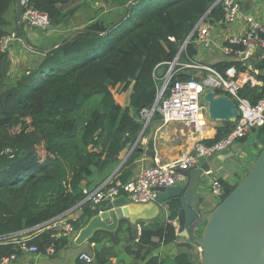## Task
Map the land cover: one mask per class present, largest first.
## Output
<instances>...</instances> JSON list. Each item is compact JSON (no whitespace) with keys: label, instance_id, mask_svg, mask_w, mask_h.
Here are the masks:
<instances>
[{"label":"trees","instance_id":"trees-1","mask_svg":"<svg viewBox=\"0 0 264 264\" xmlns=\"http://www.w3.org/2000/svg\"><path fill=\"white\" fill-rule=\"evenodd\" d=\"M80 1L30 0L60 27L77 12ZM215 2L133 0L120 14V8L127 6L119 2L116 16L101 14L67 37L65 43L59 42L48 51L38 48L40 59L10 83L9 52L0 47V236L34 228L81 208L73 222L78 230L97 213L89 201L81 203L86 198L85 187L113 174L122 182L135 175L141 153L135 150L122 163V142L126 137L127 143L136 142L144 127L143 110L153 107L169 62L199 20L209 12L206 22L215 25L222 21L223 8ZM20 13L17 0H0V45L15 29ZM196 35L181 54L183 61L198 53ZM233 63L244 69L238 61L212 66L225 73ZM194 72L177 70L171 81L191 80ZM263 91L247 85L240 94L256 102ZM154 115L160 116L158 111ZM224 123L211 142L234 125ZM255 140L264 145V124L255 130ZM223 185L227 195L236 184ZM155 221L144 223L138 242L133 243V233L127 238L125 249L135 260L145 259L159 242L177 239L171 222ZM123 225L124 221L116 231L97 230L90 238L89 243L105 239L113 243L96 248L94 264H113L111 258L117 254L114 245L122 240ZM55 231L44 230L31 242L41 251L50 245L57 251L69 238L52 236ZM155 237L160 241L155 242ZM19 253L14 244L0 245V258ZM146 264L192 263L186 254H178L166 260L151 256Z\"/></svg>","mask_w":264,"mask_h":264},{"label":"built area","instance_id":"built-area-1","mask_svg":"<svg viewBox=\"0 0 264 264\" xmlns=\"http://www.w3.org/2000/svg\"><path fill=\"white\" fill-rule=\"evenodd\" d=\"M216 3V5H221L224 11V17L219 23L224 24L227 29L238 19H244V33H231L222 45V51L230 57L237 58L244 69L240 70L235 66L228 68L225 73H221L212 65L196 62L194 59L188 61L181 59V54L196 32L195 44H198L199 41L209 40L211 37L212 29L217 24L206 22L205 17L196 26V30L189 41L187 43L185 41L175 59L169 62L170 67L158 90L157 97H159L156 98V105H153L151 109L143 110L142 113L144 119L148 121L158 111L164 125L179 122L191 128L194 139L192 150L182 152L170 162L164 163L156 160L155 166L144 168L126 182L117 179L113 174L97 186L85 187L83 192L86 198L82 200V204L89 201L91 207L96 210L104 200L112 201L119 196H125L131 204H146L155 201L157 191L154 188L170 187L184 181L186 175L180 171L181 169L196 167L200 156L207 159L216 153L230 150L241 140L252 134L255 135V130L264 124V91L256 102L240 94L241 89L247 85L264 88V78L259 75V65L264 57V20L259 19L254 14L246 13L240 0H216ZM17 6L21 12L18 19L19 24H29L44 32H55L50 15L35 8L30 0H17ZM18 39L20 38L16 32L4 36L1 40V50L8 51L12 42ZM25 46L28 48L26 44ZM260 49L263 50L261 54L257 53V50ZM184 69L195 70L194 76L199 77L198 80L194 77L191 80L177 81L173 84L171 80L176 71ZM209 89L220 90L222 94L230 96L236 103L240 115L233 122V127L220 139L206 143L202 137V119L207 115V104L203 101V95ZM262 145L260 144L257 155L261 151ZM211 191L214 196L223 199L226 195V189L221 179L217 178L212 181ZM73 211L69 210L34 228L0 236V245L14 244L21 251L42 253L43 251L39 249L38 245L31 241L44 230H56L52 236L57 238L63 236L74 238L76 229L73 222L78 217L71 215ZM169 222L175 228L177 227L176 219H171ZM138 226L139 234H141V226ZM37 230L40 231L34 233ZM154 241L159 242L160 240L155 237ZM54 251V245H50L44 250L49 254L54 253ZM198 251L199 254H202L203 248L199 246ZM15 257L16 254H12L0 259L5 263L14 260ZM78 257L88 264L94 261V256L85 251L80 252Z\"/></svg>","mask_w":264,"mask_h":264},{"label":"water","instance_id":"water-1","mask_svg":"<svg viewBox=\"0 0 264 264\" xmlns=\"http://www.w3.org/2000/svg\"><path fill=\"white\" fill-rule=\"evenodd\" d=\"M216 4L215 2L214 5ZM128 6L120 8V13H124ZM196 26L186 43L195 32ZM68 40L65 38L62 43ZM257 53L261 54L263 50H257ZM259 75L264 78V57ZM203 101L207 104V115L213 121L235 122L240 115L230 96L217 93L213 89L204 93ZM156 103L157 100L154 105ZM150 119L144 125L128 157L138 150L156 158L154 139L163 120L156 117L150 122ZM149 124L153 129L148 148L145 149L139 143ZM128 139L126 137L123 140V146ZM204 161L205 158L200 156L196 167L181 170L188 177L185 184L154 188L157 197L150 203L131 204L125 196H119L112 201L104 200L86 225L75 231L74 243L78 246L87 244L97 230L116 231L122 221L131 227L135 237H139L138 225L141 223L170 219L174 215L173 219L177 220V235L203 248L199 256L190 248L179 249L178 253L186 254L190 263L264 264V145L244 176L207 214L202 211L204 199L198 192L204 174L211 169L210 164Z\"/></svg>","mask_w":264,"mask_h":264},{"label":"crops","instance_id":"crops-1","mask_svg":"<svg viewBox=\"0 0 264 264\" xmlns=\"http://www.w3.org/2000/svg\"><path fill=\"white\" fill-rule=\"evenodd\" d=\"M242 2L244 11L249 14H254L259 19L264 20V0H240ZM18 8V6H17ZM17 21V20H16ZM23 24L19 26H15V29L12 32H16L20 39L12 42L9 52V61L11 70L13 58L15 60L20 58L21 56L28 60L32 55L29 54V49L26 48L24 43L28 45H33L31 43L30 37L32 39H36V36L33 37L30 34V25ZM32 27V26H31ZM19 29V30H18ZM67 30H64L66 33ZM54 32H43L42 36L51 35ZM231 33L243 34L244 33V19H238L236 23L231 25L228 29L222 24L218 23L215 27H213L211 32V37L209 40L199 41L197 44L198 53L194 56V60L196 62L205 63L207 65H212L217 62H237V58L230 57L226 55L222 51V45L226 42V38ZM30 34V37L27 39V35ZM64 35V34H63ZM25 41V42H24ZM24 42V43H23ZM59 43H56L54 47H56ZM35 46V45H33ZM38 52V48L35 47ZM52 48V47H51ZM50 49V48H49ZM239 62V61H238ZM29 65L27 63H22L19 70L15 73L20 75ZM235 63H233L229 68L235 67ZM238 67V66H236ZM10 71V70H9ZM19 72V73H18ZM159 118V115H154L151 117L150 122L154 118ZM144 118V117H143ZM144 125L147 120L144 119ZM225 127L224 122L213 121L208 115L204 116L202 119V130H203V140L204 142L211 143L219 128ZM153 127L151 124L148 125L146 131L142 137L139 146L147 149L148 144L151 140ZM137 141V140H136ZM136 143V142H135ZM127 143L124 149L121 151L120 158L122 162L128 158L129 152L132 146L135 144ZM193 132L192 129L186 126L183 123L174 122L170 124H162L160 128L157 129L156 136L154 139V146L157 153L156 159L147 155L146 152H140L141 155L137 158L138 166L135 169V175L139 174L144 168L154 166L156 164V160L159 162H170L177 158L182 152L186 150H192L193 148ZM259 144V145H258ZM256 145L255 135L247 137L244 140L238 142L235 146H233L230 150L219 152L214 154L213 156L205 159L204 162L209 163L211 169L206 172L198 186V192L204 199V203L201 205L203 213L207 214L209 208L211 206H217L218 201L220 200L218 197L214 196L211 191V183L214 179H221L222 182L229 183L230 185H235L239 181V179L244 176L247 172L249 165L252 161L255 160L257 152L260 147V143ZM183 170V169H181ZM180 170V171H181ZM116 170H114L115 172ZM184 173V172H183ZM185 174V173H184ZM134 175V176H135ZM100 181V180H99ZM188 181V177L186 176L185 180L179 182L178 184H185ZM91 186V185H90ZM81 214V208H77L74 210L71 215L74 217H79ZM167 221H170L169 218L157 219L155 223L165 224ZM154 222V221H153ZM144 223H141V229L144 226ZM118 230V229H117ZM121 238L119 244L114 245V249L116 251V255L111 258L113 264H146L147 260L151 256H158L160 259H173L179 253L180 248H190L197 256H199V246L190 242L183 237H179L177 235V239L174 242L170 243H159L157 248H155L145 259L135 260L134 256L129 254L125 249V245L127 244V238L130 237V233H132V229L129 225H123ZM133 235V234H132ZM140 236V234H139ZM64 237V236H63ZM66 237V236H65ZM135 237V236H134ZM69 238L66 245L59 250H55L54 253L49 254L46 252H28V251H20L19 254H16L14 260H9L8 262H2L0 259V264H88L83 260H80L78 255L80 252L85 251L92 256H94V261L90 264H94L95 262V250L96 248L102 247L103 245L112 246L113 243L105 239L101 243H87L83 246H78L74 243V238ZM139 237H135V242H138ZM146 249L143 250V253Z\"/></svg>","mask_w":264,"mask_h":264},{"label":"rangeland","instance_id":"rangeland-1","mask_svg":"<svg viewBox=\"0 0 264 264\" xmlns=\"http://www.w3.org/2000/svg\"><path fill=\"white\" fill-rule=\"evenodd\" d=\"M132 1L133 0H110V1L81 0L80 6H79L77 12L73 15L68 16V18H66V20L64 21L65 22L64 25H62L61 27L60 26H54L55 32L53 34H51L50 36L49 35L42 36L41 33H43L44 31L28 25L30 27V30H29L30 34L33 37L36 36V39H32L30 37V34L26 36L27 39H28V37H30L29 39L31 40V43L33 45H35V46H33V45H30V44L28 45L27 43H25L27 45V47L29 48V51H28L29 54L32 56L29 57L28 60H25L22 56L20 58H18L17 60H16V58H15V60H14V58L12 59L13 60L12 68H13L14 72H12L11 66H10V71L7 74L8 82L9 83L13 82L17 78H19V76L15 73L19 70L22 63H24V64L27 63L29 65L27 68H29L30 66H33L36 64L37 59H40V55L37 52V50H33L32 48L37 47L39 49H45L46 51H48L49 49H47V48L51 49V47H53L56 43H59V42L61 44L62 41L64 40V38L70 37L71 34H74L78 29H82L91 21H95L97 19V17H100L101 14L105 15L108 13V15L110 14L111 16H116L118 13V6L120 3L125 4L127 6ZM119 14H120V12H119ZM64 30H67V32L64 33ZM256 63H258L257 60H256ZM262 147H263V145H262ZM253 162L254 161H252V163ZM251 164L249 165L248 169L250 168ZM248 169H247V171H248ZM97 182H99V181H97ZM97 182H94L93 185L97 186L98 184L101 183V182H99V183H97ZM221 201H222V199H220L218 201V204ZM214 208H215V206H211L209 208V211L213 210ZM121 234H122V232H121Z\"/></svg>","mask_w":264,"mask_h":264},{"label":"clouds","instance_id":"clouds-1","mask_svg":"<svg viewBox=\"0 0 264 264\" xmlns=\"http://www.w3.org/2000/svg\"><path fill=\"white\" fill-rule=\"evenodd\" d=\"M171 220V219H170ZM176 229V228H175Z\"/></svg>","mask_w":264,"mask_h":264}]
</instances>
